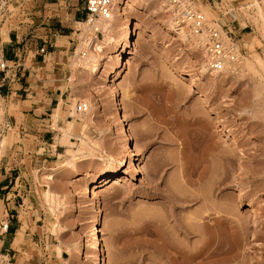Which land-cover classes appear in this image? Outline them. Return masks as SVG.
I'll return each mask as SVG.
<instances>
[{
  "label": "rangeland",
  "instance_id": "rangeland-1",
  "mask_svg": "<svg viewBox=\"0 0 264 264\" xmlns=\"http://www.w3.org/2000/svg\"><path fill=\"white\" fill-rule=\"evenodd\" d=\"M125 1V15L137 35L135 51L121 74L109 80L113 61L108 56L114 42L107 40L104 28L77 24L66 66L71 94L62 103L59 121L56 109L44 114L49 119L43 127L56 129L59 142L65 143L62 127L78 119L70 105L92 100L94 123L84 130L78 119L82 134L68 145L77 149L71 166H63L68 147L52 155L51 146L40 141L32 124L36 120L23 118L20 100L0 92V159L11 143L22 145L13 175L28 193L18 196L26 227L15 238L11 249L15 256L2 254L7 252L1 249L2 240L12 238L7 232L0 236V264H97L89 240L93 215L89 190L103 174L120 166L128 151L111 109L112 90L118 93L133 136L135 165L122 185H111L101 195L108 264H171L163 253L165 240H178L188 244L187 250L199 251L210 234L211 247L219 251L212 264H264V19L251 6L252 0H192L211 25L233 29L232 39L242 52L227 68L204 75L199 51L205 35H198L192 45L185 43L171 26L165 0ZM8 2L0 0V18L9 13ZM117 25L123 26L122 19ZM142 31L155 32L163 42L147 41L145 35L139 36ZM90 36L105 43L101 51H86ZM97 59L101 70L93 67ZM171 59L178 67L205 76L208 88L201 91L180 78ZM203 97L225 117L238 144L215 122ZM45 171L54 173L50 185L58 202L45 194L46 180L40 178ZM239 189L245 192L243 201L238 200ZM246 202L256 203L261 212H247ZM6 219L11 221L10 214L1 206L0 220ZM181 221L194 229L192 237L177 229ZM207 221L211 230L200 234ZM241 221L249 227L241 228ZM174 249L169 251L177 256Z\"/></svg>",
  "mask_w": 264,
  "mask_h": 264
},
{
  "label": "crops",
  "instance_id": "crops-1",
  "mask_svg": "<svg viewBox=\"0 0 264 264\" xmlns=\"http://www.w3.org/2000/svg\"><path fill=\"white\" fill-rule=\"evenodd\" d=\"M9 1V13L6 11L0 18V56L8 66L0 72V92L1 95L14 94L20 100L24 106L23 118L36 120L32 124L38 130L40 141L51 146L49 151L55 155L68 144L59 142L61 135L56 129L43 127V122L49 119L44 114H50L47 110H55L71 94L67 57L75 46L76 25L88 20L87 0ZM72 120L70 140L75 142L82 130L78 119ZM19 149H22L20 143H11L8 153L0 159V207L10 214L7 234L12 236L7 242L2 240L1 249L7 251L2 254L10 258L15 256L11 255V249L15 248L18 231L26 227L20 218L22 204L18 196L23 198L28 193L13 175L19 163ZM18 186L19 192H16Z\"/></svg>",
  "mask_w": 264,
  "mask_h": 264
},
{
  "label": "bare ground",
  "instance_id": "bare-ground-1",
  "mask_svg": "<svg viewBox=\"0 0 264 264\" xmlns=\"http://www.w3.org/2000/svg\"><path fill=\"white\" fill-rule=\"evenodd\" d=\"M113 1H114V4H116L115 5V11L111 14V16L109 18H105L103 16H96L95 17L93 15H90L92 17V18L90 17L91 19L89 18L87 21L82 22V23H88L89 25L93 24L94 30H98L100 27H103L105 34L107 36V40H109V41L113 40V42H114V47H113L114 50H113L112 54L108 56L109 59L113 61V64H112L113 66L110 68V71H109V80L110 81H114L115 79H117L118 75H120L121 71H123V69L125 68L124 66L126 64V59L134 53L135 48H136V42H134V37L137 35V31L134 28L132 20L128 16L125 15L126 12L124 11V8L119 4L120 3L119 0H113ZM251 6H254V9H256L258 14L261 15L262 18L264 19V0H252ZM125 8H126V6H125ZM203 10H205L206 12H208L210 14L212 12L209 8H207L205 6H203ZM120 19H122V23H123V26H121V28H120V26L117 25V22ZM172 20L173 19L169 18V21H172ZM171 26L174 27L178 31V33H180V35H181L180 38L185 43H188V44L189 43L191 44V42L193 40H195L198 37V35L204 36V34H193V33L190 34L188 29L184 26L179 27V28H176L174 26V24H171ZM114 32H116V34L118 36L115 35L116 37H114ZM188 34H190L191 37L188 36ZM143 35H145L147 41L155 40L157 42H163L162 41L163 39L162 40L159 39L158 35L155 32H147L145 34L143 33V31L141 33L139 32V36H143ZM198 39H199V37H198ZM195 42L196 41H194L193 43H195ZM103 44H105V43L97 40L96 36H90V37H88V39L86 41L85 48H86V51H88V52H90L91 50L97 52V51H101V49L104 48ZM202 44H204V43L202 42ZM199 52H200L201 58L203 59L201 66L199 67L200 71L204 72V75H205V73L206 74L216 73L218 71V69L210 68L207 64V53H206V50L203 46L200 47ZM167 53L169 54V52L167 50L163 51L164 55ZM95 59H96V57H95ZM171 63L174 66V69L176 70L178 76L180 78L189 79L192 87H197L201 91H204L208 88L207 87L208 86V82H207L208 80L206 79L205 76H202V75L200 76V75L196 74V72L193 69L178 67V65L175 63V61L173 59H171ZM102 65L103 64L100 62V60L97 59V60H95V64L93 67H94V69H100L101 70ZM229 65H226L224 68H227V66H229ZM224 68H222V69H224ZM111 92H112L111 93V100H110L111 109L117 114L118 123H119V131L121 132V136H122L121 139H122L123 143H125L128 146V151H127V154L125 155L123 161L121 162V165L118 166L115 170L103 174L99 178V180H97V182L94 184L93 188H91L89 190V195H91V197L93 199V206H92L93 215H92V218L90 220L91 226L89 229V235H90L89 240H90V244H92L93 247L95 248V256L97 258V264H108L106 248H105V245L102 241L103 236L101 233V224H102V219H103L102 213H103V206H104V202L101 199V195L103 194L104 190L111 185H122L126 181L128 175L131 172H133L134 165H135V156H134V151H133V146H134L133 136H132V133L130 132V130L128 129V122H127L126 114H125V112L122 111V108L120 106L118 93L116 91H113V90ZM202 99H203V102L208 104V111H209V113H211L213 115L215 122L218 123V125L222 126L221 129H223L224 133L227 134L231 138L232 142L235 145L238 144L239 139H238L237 135L235 134L234 130L226 124L225 117L223 115H221V113L216 110L214 105L209 104L208 99L206 97H203ZM84 101L87 105L86 110L82 111V112H77L76 107H74L75 105L72 104L71 105V114H73L74 116H77L78 119H80V121H82L83 129L85 130V128H87L89 125L94 123V116H93V109H94L93 106L94 105H93L92 100L89 98H85ZM61 104H62V101L59 103V106L56 108L55 121H59L61 118V112H62ZM73 125H74V120H68L67 125L62 127L64 133L66 134V136L64 137L65 138L64 142L70 146L72 145V143H74L73 141L70 140L71 130L73 129ZM70 146L67 148V153L65 154V155H67V158L64 160V162H65L63 164L64 167L71 166V164L73 162L72 157L77 155L76 154L77 149H74ZM72 152H74V153H72ZM83 156H87V155H83ZM47 171L43 172L42 174L40 173L41 174L40 178L43 177L42 179L46 180V186L47 187L45 189V194L47 195V197L50 198L51 201L58 202L56 199V196L52 190V186L50 185V183L54 179V175H53L54 173L47 172ZM237 196H238L239 201L245 200L244 190L239 189ZM247 207H248L247 212H250V213L261 212L260 207H258V205L256 203L248 202ZM197 216H199V215H197ZM197 216H196V219L198 218ZM181 222H180L178 228H177V226H174V227H176L181 233H183L185 237L190 238V235L192 237V232H194V229L193 228L190 229V227L188 225L184 224L183 221H181ZM240 225L242 226V227L240 226L241 228L249 227L247 225V223H245L244 221L243 222L241 221ZM205 226H204V230H202L201 231L202 233L200 232V234L208 235L212 226L210 223H208V221L206 222ZM206 239H208V240L206 242L204 241L205 243L203 242L204 243L203 247L201 246L202 249H199V251L194 250L196 252H194L193 250L190 251L189 250L190 248H188V250H187L188 244H185L184 242H182L184 244H181V241H178L177 239H176L177 242L173 241L172 243H171V241L169 242L168 240H165L164 244L162 245L163 253L170 260H172V262L175 261V262L179 263L182 261L181 264H212L215 261L216 262L218 261V260L214 259V257L217 255V253L219 251L217 252V249L216 250L213 249L214 247L212 246V244L214 241V237L212 234H210L209 238H206ZM169 248H173V249L175 248L174 250L178 255L177 256L172 255L169 251ZM197 259H199V261H197ZM176 260H179V261H176ZM172 262H171V264H172ZM165 263H167V261H162V264H165ZM168 264H170V262H168Z\"/></svg>",
  "mask_w": 264,
  "mask_h": 264
},
{
  "label": "built area",
  "instance_id": "built-area-1",
  "mask_svg": "<svg viewBox=\"0 0 264 264\" xmlns=\"http://www.w3.org/2000/svg\"><path fill=\"white\" fill-rule=\"evenodd\" d=\"M125 8L126 1H119ZM168 11L171 12L173 23L176 28L186 27L193 34H204V48L207 53V64L213 69H222L226 65L235 63L242 56L241 49L237 42L232 39L233 29L228 27L226 30L221 26L217 28L211 25L205 18L202 11L193 4L192 0H165ZM113 0H87L86 10L87 19L90 15L103 16L109 18L115 11ZM218 22V21H217ZM7 64L0 56V71L5 70ZM85 102H78L76 111H85ZM10 228V220H0V236L7 233Z\"/></svg>",
  "mask_w": 264,
  "mask_h": 264
}]
</instances>
